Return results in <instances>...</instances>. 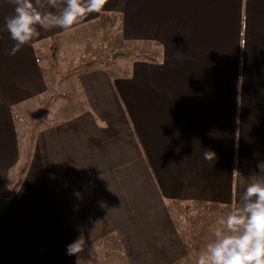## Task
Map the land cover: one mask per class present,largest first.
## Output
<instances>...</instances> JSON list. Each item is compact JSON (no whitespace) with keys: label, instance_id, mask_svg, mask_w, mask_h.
<instances>
[{"label":"crops","instance_id":"1","mask_svg":"<svg viewBox=\"0 0 264 264\" xmlns=\"http://www.w3.org/2000/svg\"><path fill=\"white\" fill-rule=\"evenodd\" d=\"M14 9L0 0V155L10 163L16 117L47 91L41 44L113 16L133 21L134 35L148 31L152 49L138 50L131 79L98 66L73 76L83 107L37 129L26 171L35 166L41 181L45 234L10 224L0 264H75L66 245L81 235L85 264L104 244L112 252L99 264H176L188 250L171 204L243 210L251 176L264 179V0H107L67 29H38L12 54ZM40 219L42 208L43 228Z\"/></svg>","mask_w":264,"mask_h":264},{"label":"rangeland","instance_id":"2","mask_svg":"<svg viewBox=\"0 0 264 264\" xmlns=\"http://www.w3.org/2000/svg\"><path fill=\"white\" fill-rule=\"evenodd\" d=\"M141 48L147 49L146 55L151 54L150 33L142 31L134 35L133 21L113 16H104L95 23L64 34L54 43L39 46V61L46 77L47 91L21 111L23 117H16L20 124V146L14 149L11 163L10 153L2 150L0 155V160L8 161L0 171V220L3 221L0 239L10 236V224H28L25 226L26 231L30 230L28 233L45 234L44 221L49 220L50 215L41 181L34 171L35 166L30 168V174L26 171L34 153L37 129L68 118L83 107V98L73 84V76L81 70L98 66L126 74L131 79L134 61L140 56L138 50ZM146 49H143L144 54ZM146 55H143L144 62L149 60ZM25 147L30 148L25 150ZM16 192L18 194L14 196ZM40 208L47 216V219H40L43 228L39 222ZM170 210L188 250V257L176 264H197L206 246L217 239L218 230L227 233L225 221L229 213L224 207L186 202L171 204ZM15 231L21 233L23 229L14 227ZM102 251L112 252V249L106 244L102 249L92 248L90 259L96 258L92 259V264H99L98 256L103 254Z\"/></svg>","mask_w":264,"mask_h":264},{"label":"clouds","instance_id":"3","mask_svg":"<svg viewBox=\"0 0 264 264\" xmlns=\"http://www.w3.org/2000/svg\"><path fill=\"white\" fill-rule=\"evenodd\" d=\"M14 15L7 18L6 29L16 42L12 54L20 45L40 35L38 29H67L91 12H98L107 0H13ZM206 161L218 159L215 151L203 150ZM233 173L240 175L239 171ZM253 182L243 193L242 211L231 212L217 239L206 246L197 264H264V179L251 176ZM239 204V203H238ZM86 245L83 235L66 245V254L76 257L75 264H85L82 256Z\"/></svg>","mask_w":264,"mask_h":264},{"label":"trees","instance_id":"4","mask_svg":"<svg viewBox=\"0 0 264 264\" xmlns=\"http://www.w3.org/2000/svg\"><path fill=\"white\" fill-rule=\"evenodd\" d=\"M84 70H86V69H84ZM81 71H83V70H81ZM81 71H80V72H81ZM33 140H34V138H33ZM33 147H34V146H33ZM25 148H26V147H25ZM29 148H30V147H29ZM29 148L27 147L25 150H28Z\"/></svg>","mask_w":264,"mask_h":264}]
</instances>
